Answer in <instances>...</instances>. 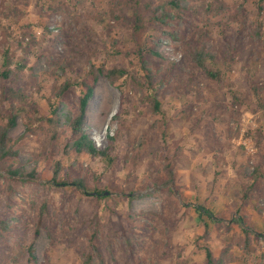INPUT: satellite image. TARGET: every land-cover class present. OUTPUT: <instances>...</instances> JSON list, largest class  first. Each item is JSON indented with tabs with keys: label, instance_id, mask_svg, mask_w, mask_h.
Here are the masks:
<instances>
[{
	"label": "rangeland",
	"instance_id": "rangeland-1",
	"mask_svg": "<svg viewBox=\"0 0 264 264\" xmlns=\"http://www.w3.org/2000/svg\"><path fill=\"white\" fill-rule=\"evenodd\" d=\"M168 1L0 0V69L8 51L13 68L24 66L27 96L14 104L24 108L10 133L18 155L0 164V264H88V256L90 264H206L205 246L222 264H264V46L251 36L264 12L247 4L244 24L226 14L201 40L214 0H179L182 11ZM165 7L171 17L162 22ZM196 46L221 60L220 80L192 60ZM140 50L162 112L131 77L112 84L101 75L85 130L101 151L116 138L113 161L75 154L68 125L50 119L55 108L77 114L82 89L59 97L62 86L93 65L124 68L143 84ZM3 84L0 112L10 107ZM121 104L126 114L113 120ZM22 167L24 176L10 172ZM65 180L83 181L86 193Z\"/></svg>",
	"mask_w": 264,
	"mask_h": 264
},
{
	"label": "trees",
	"instance_id": "trees-1",
	"mask_svg": "<svg viewBox=\"0 0 264 264\" xmlns=\"http://www.w3.org/2000/svg\"><path fill=\"white\" fill-rule=\"evenodd\" d=\"M73 1V0H72ZM172 8L176 10L182 11L183 8L180 5L179 0H170L167 2ZM247 4L254 5L259 12H264V0H243V3L239 8L237 7H229L227 3L223 0H214L209 3L206 9L205 14V29L199 31V38L201 40L208 37V29L212 22L219 17L224 15H229V17L234 18L237 22L244 24L247 16L249 15ZM171 17V13L166 11V7L163 9V13L160 17H157L162 22H165L167 18ZM171 35H175V33H171ZM251 36L254 40L260 42L264 46V26L262 23H255L251 29ZM176 37V36H174ZM189 53L192 57V60L205 72V74L214 80H220L222 78L223 71L220 67L221 60L211 54L207 53L205 48H198V46L194 48H190ZM139 59L142 65V69L145 73L144 83L140 84L136 78H133L130 73L124 68H111L107 69L105 66H97L93 65L90 71L86 76L81 77L78 81L68 80L61 88L59 92V97H61L68 89L73 86H77L82 89V95L79 99V110L77 114H71L69 112L59 111L58 108L53 110L54 118L50 119V122L57 124H66L68 125L71 131V140L69 146L73 149L75 154H86L91 158H101L106 160L109 164L113 161V151H114V142L116 138L109 136V141L111 144L104 151L99 150L96 146L95 142L90 138V136L86 133L85 130V118L87 113V108L92 101L95 93V88L98 84L99 77L101 75H105L112 84H117L120 80H128L131 77V80L134 84L140 85L142 88L147 90L149 102L152 106L153 111L156 114H160L162 112V102L159 99L158 93L154 88V73L148 67L147 60L145 58L144 50H140ZM10 59L8 57V51L6 53V59L4 66L0 69V79L4 82L2 87V98L1 101L3 104L9 103V108L0 112V164L7 160L8 158H15L18 155V152L14 150L12 139L10 137L11 131L17 126L18 118L21 116L24 108L22 106H15L14 104L19 101L20 103H24L27 100V96L23 93L22 87L19 86V82L21 80V71L24 69V66L17 65V67L13 68L11 65ZM128 77V78H127ZM126 78V79H125ZM38 111L33 110L29 113L30 117L33 114H36ZM126 114V110L124 109V105L121 104L118 113L114 117L113 120H120L121 117ZM164 158L166 160L165 169L172 180L173 170H172V155L168 153L167 146H164ZM60 166H57L56 174L58 173ZM10 172L17 176L19 174L25 175L26 168L22 167L17 170L10 169ZM29 176L34 175V173H29ZM55 182H58L55 176ZM57 184V183H56ZM63 186L74 185L77 188L83 190L85 192V185L81 180H65L59 183ZM86 193V192H85ZM98 193V192H97ZM99 193L97 194V196ZM200 215H207L209 219L213 220L212 213L204 208H197ZM241 228L250 236L249 229L245 227L244 223H240ZM205 233L202 238H206L209 234V224L205 223ZM0 229L2 231L7 229V222L0 221ZM264 237V234L262 235ZM205 262L206 264H222V261L215 257L213 249L210 246H205ZM29 262H33L36 260L34 256V248L33 245L29 247ZM92 261V257L88 256L87 263L90 264Z\"/></svg>",
	"mask_w": 264,
	"mask_h": 264
},
{
	"label": "water",
	"instance_id": "water-1",
	"mask_svg": "<svg viewBox=\"0 0 264 264\" xmlns=\"http://www.w3.org/2000/svg\"><path fill=\"white\" fill-rule=\"evenodd\" d=\"M94 195H97V193H93ZM108 195V193H106Z\"/></svg>",
	"mask_w": 264,
	"mask_h": 264
}]
</instances>
